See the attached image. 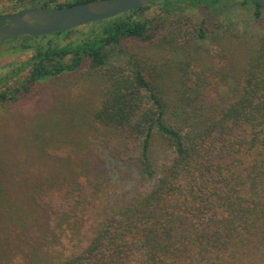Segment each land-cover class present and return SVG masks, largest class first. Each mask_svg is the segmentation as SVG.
I'll list each match as a JSON object with an SVG mask.
<instances>
[{
    "label": "trees",
    "instance_id": "trees-1",
    "mask_svg": "<svg viewBox=\"0 0 264 264\" xmlns=\"http://www.w3.org/2000/svg\"><path fill=\"white\" fill-rule=\"evenodd\" d=\"M85 1L0 0V14ZM183 1L84 25L62 45L81 27L0 43V55L33 52L0 77V108L62 75L101 83L91 108L64 103V117L34 126L28 168L0 173V264H264V31L240 38L241 55L235 34L220 35L208 67L173 61L166 47L182 45L174 28L189 17L168 14ZM205 22L200 37L225 25ZM112 175L129 190L115 191Z\"/></svg>",
    "mask_w": 264,
    "mask_h": 264
},
{
    "label": "rangeland",
    "instance_id": "rangeland-1",
    "mask_svg": "<svg viewBox=\"0 0 264 264\" xmlns=\"http://www.w3.org/2000/svg\"><path fill=\"white\" fill-rule=\"evenodd\" d=\"M67 2L70 0H59ZM217 6L214 10L208 12L204 4H191L189 1H183L175 4L172 13L168 14L170 18L174 15H187L189 21L182 26H176L174 29L178 31L182 45L180 47H166L171 54L173 61L185 62L193 56L198 57L199 65L208 67L217 63V51L220 49V44L217 39L225 33L235 34V39L238 44L234 49L235 55L245 53L246 47L241 42V37H250L251 33H261L264 31V10L259 18H255L253 10H250V5L245 6L240 4V0H216ZM162 2L156 8H160ZM156 14L152 12L150 15ZM204 27H209L210 22L218 20V23L223 22L225 25L216 26V28H208L206 36H199V24L204 22ZM159 19L154 21L158 23ZM191 23H193L191 25ZM84 26V25H83ZM78 28V30L67 37H61L59 44L75 42L80 37L84 36V32L88 27ZM172 22L166 23V29L172 28ZM173 30V28H172ZM165 31V28L161 30ZM172 33V32H170ZM183 33H185L183 35ZM147 43L131 41L129 46L134 51H141L146 47ZM208 47L207 52L205 48ZM235 48V47H234ZM32 51L11 52L0 55V77L10 74L15 68L20 65L21 61L26 60L31 56ZM124 56V55H123ZM122 58V56H121ZM225 67V64L218 67ZM170 64L162 65L164 73L170 70ZM17 77H13L10 84L14 83ZM85 77L80 75H62L56 80L46 81L44 84H39L32 90V93L21 96L20 100L11 102L6 107L0 108V173L6 174L17 172L22 166L28 168L27 158L31 155L35 157L37 150L30 145V135L34 132V126L45 120H55L58 117H64L66 114L62 111L61 104H66L70 113L75 112L78 107L89 109L92 107L93 100L99 94L101 83L99 80H88L85 83ZM40 88H37V87ZM42 88V89H41ZM214 92V91H213ZM212 92V93H213ZM35 93V94H33ZM90 107V108H91ZM154 149L162 148L160 139L154 141ZM23 154V155H22ZM27 155H29L27 157ZM26 159H25V158ZM7 165V166H6ZM30 166V164H29ZM113 177L112 187L117 192L128 191L130 186V178L117 179ZM134 179V178H133Z\"/></svg>",
    "mask_w": 264,
    "mask_h": 264
},
{
    "label": "water",
    "instance_id": "water-1",
    "mask_svg": "<svg viewBox=\"0 0 264 264\" xmlns=\"http://www.w3.org/2000/svg\"><path fill=\"white\" fill-rule=\"evenodd\" d=\"M155 0H89L62 7H26L0 14V43L43 36L110 19ZM264 7V0H253Z\"/></svg>",
    "mask_w": 264,
    "mask_h": 264
}]
</instances>
